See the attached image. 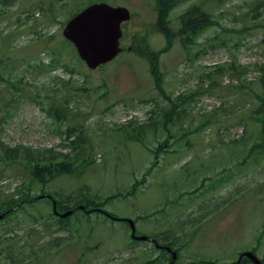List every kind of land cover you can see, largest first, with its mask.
Wrapping results in <instances>:
<instances>
[{"label":"rangeland","instance_id":"obj_1","mask_svg":"<svg viewBox=\"0 0 264 264\" xmlns=\"http://www.w3.org/2000/svg\"><path fill=\"white\" fill-rule=\"evenodd\" d=\"M48 1L0 3V142L16 155L12 161L0 151V264H145L159 249L133 242L128 220L138 234L171 242L164 245L178 252L177 264H230L251 250L264 260V146L251 151L258 128L240 124L263 88L254 82L264 72V10L252 18L258 0H182L166 18L170 40L154 31V0H101L125 6L133 19L124 27V53L94 71L72 46L62 49V34L71 15L98 0H62L63 6L54 0L48 7L60 9L55 21L40 23L39 8ZM193 5L209 11L215 23L187 43L181 14ZM29 11L39 12L37 23L27 19ZM53 16L48 11L44 19ZM49 62L55 64L50 72L33 66ZM152 68L164 76L162 88L175 102L187 98L179 108L186 113L168 131L164 118L150 120L170 106ZM10 80L20 91L7 85ZM11 97L15 102L8 103ZM53 104L68 106L64 123L42 110ZM68 127L77 128L68 141H77L73 166L79 172L45 184L33 179L27 157L68 153L61 146L66 136L58 134ZM249 129L254 140L247 138ZM166 140L168 148L156 156ZM83 149L92 160L84 171ZM135 178V194L125 197ZM29 189L30 196L102 200L97 204L121 193L104 207L119 220L78 211L58 224L48 198L6 211ZM161 257L155 264L171 259L167 252Z\"/></svg>","mask_w":264,"mask_h":264},{"label":"trees","instance_id":"obj_2","mask_svg":"<svg viewBox=\"0 0 264 264\" xmlns=\"http://www.w3.org/2000/svg\"><path fill=\"white\" fill-rule=\"evenodd\" d=\"M52 1H54V0H50L49 3ZM57 1L62 2V0H57ZM158 1L161 3V7H160L161 13L164 14L163 18L160 21L159 27L163 32H165L167 35H169V29H168L167 25L165 27H161V25H163L162 24L163 21L168 22V20L166 21V18H168L169 12L176 5H178L181 2V0H158ZM4 2L7 3V0H0V3L3 4ZM61 5H63V2L61 3ZM48 6H49V4L42 6V9L44 10V15H45L44 18L47 16L48 11L52 12L53 8L48 7ZM262 10H264V0H258L257 5L252 10V18L255 19V18L261 17L262 16ZM53 17L54 18H49V20H47V21L44 19L43 23L46 24V23L54 22L56 16L54 15ZM212 18H213L212 15H210L209 13H207L205 11H201L198 6H193L189 10H187L182 16L183 27H182L181 31L183 33H181V34L182 35L185 34V36H186L184 39V42L190 43L192 41V37L194 35H196L200 31H204L208 26H211L212 24H214L215 21ZM244 32L245 31L243 29L239 30L240 35H243ZM48 37L50 39L54 38L52 36L50 37L49 35H48ZM219 39H220V37L215 36L212 38V42H216V41L218 42ZM168 40H170L169 37H168ZM64 41L65 40H62V42L66 46L67 41H65V42ZM213 44H217V43H213ZM223 44H224V46H226L227 42H224ZM238 45L239 44L236 43V46H238ZM215 46L216 45H214V47ZM158 55H159V53H156L153 56L156 58V57H158ZM153 61H151V63H150L151 66H152V64L153 65L155 64ZM37 66L38 65H36V67ZM54 66H55V64H51V63L49 66H46L45 64H40L38 68L46 71V70L52 69ZM234 67H237V66L232 65V68H234ZM258 68L261 69L260 67H258ZM152 70H153V68H152ZM218 71H220V70H218ZM66 72L73 74V72L69 71V69H66ZM153 73H154L155 83H156L157 88L161 92V95L170 102V106L168 108L162 110V113H160V112L154 113L153 114L154 116L153 117L151 116L150 120L152 123V121L159 120V118H161V119L164 118L163 119L164 122H163L162 127H163V129L166 130L167 124L169 122H174L175 117H181L186 113L185 109L179 110V108H181V104L184 103L187 100V98L185 96H182V97H179L177 99L178 101H180V103L175 102L170 97V95L167 94L165 89L162 88V84L165 82L164 76L157 71H153ZM256 81L258 84L260 83V85H262V87H263L262 91L255 96L256 97V103L258 105H257V107H255L256 106L255 104L252 105L254 107H253V111L251 112L250 116H247L240 121V124L241 123L245 124L246 127H247V124H250L251 126L255 125L258 128V134L259 135L257 137V140H255V143L252 147L255 150L264 146V72L263 73L261 72V77L255 78L254 82H256ZM22 82H23V80L20 78L19 83H22ZM0 83H5L4 77H0ZM7 85H10L11 87H16L17 89H19V86H17L13 80H10L9 82H7ZM239 87L242 88V84H240ZM11 98L8 99V101H7L8 103L14 102V99L13 98L11 99ZM239 98L244 99L242 97H239ZM42 110L46 111L49 116L50 115L54 116L55 117L54 119L57 120L58 122H61V123L65 122L68 118V110L69 109H68L67 105H65L63 107V106H57V105L53 104L47 110H45L42 107ZM156 126H157V124H156ZM251 126H250V128H251ZM139 128L144 129L145 127H139ZM244 130L246 131L245 127H244ZM249 131H250V135L247 137L248 140H251V139L254 140L255 139V130L249 129ZM74 132L77 133V128L68 127V130H67L68 138H70L74 134ZM244 140H243V142H244ZM237 142H240V141H237ZM74 143L75 142L73 140L69 144L62 145V146L66 147V148H70L72 150V155H73L75 152V148L73 146ZM161 144H162V146L168 145V142L165 141L164 143H161ZM1 150L5 151V156H4L5 159H9L11 154L14 153L15 149H12V150L6 149L5 146L0 142V151ZM45 154L43 153L42 155L36 156V157H33V156L27 157L28 161L30 162V165L32 162L34 163L30 168L34 169L33 171L35 174H38L41 176L42 182L45 180V178L42 177L44 175H48L50 177L55 178L58 175H61L63 173H69V172L73 171L72 166H70L72 163L70 161V157H71L70 154H65L64 155L65 157H63V159L60 158L62 160V162L60 161V159L58 157L59 153L57 155L52 150H48L47 153H45ZM72 158H74V155L72 156ZM44 161H48V164L47 165H41L39 163V162H44ZM138 184L139 183L136 181L135 185L133 186V190L128 192V195H130L131 193L134 194L136 192V188H137L136 185H138ZM116 196H119V195L109 196L105 201H103V203H106L107 201H109L110 198L116 197ZM93 202H95V200H93ZM18 203H19V201L17 199L13 198L12 201L9 202V209L16 206ZM95 207H98V206L96 205ZM8 210H6V211H8ZM58 222L61 223L62 220H60ZM150 264H155V262H151Z\"/></svg>","mask_w":264,"mask_h":264},{"label":"water","instance_id":"obj_3","mask_svg":"<svg viewBox=\"0 0 264 264\" xmlns=\"http://www.w3.org/2000/svg\"><path fill=\"white\" fill-rule=\"evenodd\" d=\"M127 9L96 3L69 21L63 34L71 41L79 56L90 69L112 61L120 52V24L129 19ZM66 213L63 217L68 216ZM133 232L135 231L131 223ZM256 264H262L253 253H246ZM175 258V256H174Z\"/></svg>","mask_w":264,"mask_h":264},{"label":"flooded vegetation","instance_id":"obj_4","mask_svg":"<svg viewBox=\"0 0 264 264\" xmlns=\"http://www.w3.org/2000/svg\"><path fill=\"white\" fill-rule=\"evenodd\" d=\"M163 248H165V247H163ZM164 251H166V250L164 249ZM170 254H172V253L169 251V255ZM165 264H171V263H170V261H167V262H165ZM172 264H174V263H172ZM234 264H252V263L247 258H245L243 256V253H241L238 256V258L234 261Z\"/></svg>","mask_w":264,"mask_h":264}]
</instances>
